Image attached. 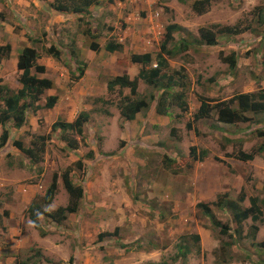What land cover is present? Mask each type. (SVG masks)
<instances>
[{"label": "rangeland", "instance_id": "374dc122", "mask_svg": "<svg viewBox=\"0 0 264 264\" xmlns=\"http://www.w3.org/2000/svg\"><path fill=\"white\" fill-rule=\"evenodd\" d=\"M194 1L154 0L155 7L148 5V10L162 9L164 17L152 18L145 26L142 19L147 10L140 19L133 11L114 13L112 8L122 11L127 0H100L89 17L55 12L52 0H0L1 46L9 45L10 52L34 48L45 72L33 69L31 73L54 84L38 105L43 106L48 96L58 97L52 109L26 110L20 128L12 120L3 129L0 125V136L2 130L7 131V141L0 146V264H228L230 260L264 264V207L258 222L243 223L237 235L240 239L230 248L222 244L232 243L233 238L221 236L196 208L197 202L212 203L224 194L235 200L242 193L243 207L249 206V198H257L258 204L264 198V153L246 163L235 156L238 149L249 153L264 143V136H259L264 132V112L244 113L246 121L240 125L219 124L215 113L210 119H193L201 99L213 105L264 86V23H260L264 0H209L207 12L201 15L192 12ZM45 14L49 26L32 19L35 15L40 20ZM28 16L31 24L24 27ZM169 23L182 27L169 48L181 40L197 43L177 55L173 69L165 70L176 72L178 67L185 75L188 110L172 107L166 117L174 120L167 126L152 123L153 109L126 121L118 112L122 91L116 88L108 93L107 82L125 74L133 78L138 67L129 64L130 55L140 52V46L143 51L153 44L159 47ZM236 24L249 31L217 35V45L212 47L200 41L201 28L217 31ZM111 41L121 44V51L106 52L104 46ZM92 42L98 44L97 52L90 50ZM52 44L60 52L58 60L46 55ZM231 54L236 59L232 70L223 60ZM0 58V86L9 89L20 73L8 62L10 56ZM81 68L84 74L79 77ZM154 90L141 82L138 97L148 98ZM3 108L0 102V111ZM83 111L89 120L81 135L72 130L52 131L55 122L75 119ZM154 132L157 140L148 139ZM225 133L230 141L223 138ZM41 137H45V149L38 155L41 159L31 164L23 150L35 148ZM191 147L198 156L204 152L205 159L188 158ZM168 156L175 165L166 164ZM66 171L73 184L83 189V196L77 210L60 224L40 217V232L32 225L29 205L35 202L46 212L67 206L69 198L61 181ZM54 176L57 191L46 205L36 198L46 194ZM30 185H36L35 190L28 189ZM210 208L222 225L236 229L228 210ZM103 233L109 235L99 238ZM193 235L199 236L198 242L191 239ZM182 236L191 253L176 263Z\"/></svg>", "mask_w": 264, "mask_h": 264}, {"label": "trees", "instance_id": "16d2710c", "mask_svg": "<svg viewBox=\"0 0 264 264\" xmlns=\"http://www.w3.org/2000/svg\"><path fill=\"white\" fill-rule=\"evenodd\" d=\"M98 0H55L51 4V7L60 13H73V14H82L85 13L92 5L97 4ZM210 6L209 0H196L191 5V10L197 15H201L207 12V9ZM260 23H264V18L260 20ZM259 23V24H260ZM180 28L177 25L170 24L165 27V33L163 41L159 46L158 61L160 66L150 68L153 58L150 54H131L129 57V64L140 65L141 69L139 70L138 75L130 79L127 75L115 76L107 82V91L108 93H114L116 88H119L122 93V98L119 100L118 112L119 116L126 121H133L136 118V115L139 113H145L150 110V104L155 100V112L161 116H168L170 109L172 107H179L182 112L188 110V92H187V82L185 80V75L179 71H162V66L165 65V61L161 55H165L169 58H176L181 51L187 50L195 42H184L180 41L173 45L172 48L168 47V44L173 40L174 33ZM246 31H249V27H241L238 24L234 26H225L219 28L217 31L201 28L198 33L200 41L204 42L208 46H213L216 44V36L220 34H226L230 36H237ZM95 38V35H92ZM181 48L180 51L178 49ZM90 50L97 52L99 46L96 42L90 44ZM105 51L108 53H114L121 51L122 45L114 41L107 42L104 46ZM176 48V50H174ZM4 53V54H2ZM10 46H0V56L4 55L9 56ZM46 55L58 60L60 58V52L54 46H50L46 49ZM39 55L36 50L31 47H25L17 60V70L19 71V77L16 81L20 85V89L16 92H11L7 88H2L0 86V99L3 102L4 108L0 111V125L2 129L4 128L6 122L12 120L13 126L15 128H20L25 123V114L26 110L31 109L32 111L52 109L58 100V97L55 95L48 96L45 98V103L43 106L38 105L41 97L44 95L47 90H50L54 87V84L51 80L46 78H39L37 75L31 73L34 69L36 73L43 74L45 72V67L39 65L37 60ZM1 60V58H0ZM224 62L228 64L229 69H233L236 64L235 55L231 54L229 57L223 58ZM149 67V68H148ZM84 74V68L80 69L79 77H82ZM79 77H75L77 80ZM73 78V77H72ZM144 81L147 85L156 89L157 91L160 88H163V92L159 96L151 94L148 98H139L138 97V87L140 82ZM160 83V84H159ZM28 100V103L26 102ZM208 100L201 99L200 107L197 112L193 115L194 121H199L202 119H210L215 113L217 116V121L224 124H235L239 122H245L246 117L244 113H255L259 114L264 112V90H261L259 93H247V94H238L231 99L219 102L216 104H210ZM36 104V106H35ZM236 105L237 108L233 109L231 106ZM34 108V109H33ZM176 117V116H175ZM89 120V114L85 111L80 112L73 122L58 121L52 125V131L61 129L63 131L72 130L76 134L81 135L83 125ZM191 123H187V128L190 129ZM259 136H264V132H259ZM41 140L35 141V148L25 149L24 154L28 157L31 164L37 163L38 155L41 154L45 149V137H41ZM7 141V131L2 130L0 136V146L2 147ZM20 145L17 144V148ZM76 146L72 145V148ZM196 148L192 147L189 149V157L192 161H203L205 153L202 152L201 156H198ZM264 153V143H262L256 150L251 153H245L242 150L237 152L236 159L247 162L254 159L257 154ZM166 164L175 165L173 158H168L164 160ZM61 181L65 191L68 194L69 203L67 206L58 207L54 212H46L42 208L36 207V203L32 202L29 205L28 212L32 214L31 221L33 227L42 231V227L39 224V218L45 217L49 221L60 224L65 221L68 214H72L77 210L78 201L83 196V189L79 186L73 184L71 178L69 177V171H66L61 176ZM57 191V177L54 176L49 188L46 191L44 196H38L36 199H41L45 201L46 205H49L53 198L55 197ZM245 200V196L241 193L239 199H229L226 194L220 196L215 202H197L196 208L203 214L204 217L210 220L211 225L218 229V233L221 236L233 238L232 243H224L222 247L230 248L237 242L240 238L237 239V235L240 236L242 232V225L247 220L252 222H258L260 217L263 215L261 206L264 207V198L257 203V198H249V206L243 207L242 203ZM211 206L216 207L220 210H228L231 213L232 221L236 225V229L231 230L226 226L222 225L221 222L216 218V216L211 211ZM8 216V212L4 213ZM253 231H257V226L253 225L251 227ZM230 233L232 235H230ZM43 234V233H42ZM44 235V234H43ZM108 233H103L99 235V238L108 236ZM191 239L194 242L199 241L198 235L191 236ZM182 243L178 245V251L174 258V261L178 263L181 259H184L191 253V250L187 244L186 236L181 237ZM224 241V240H223ZM127 246H123L125 248ZM128 249V248H125ZM228 262V260H227ZM221 264H226L222 262Z\"/></svg>", "mask_w": 264, "mask_h": 264}, {"label": "clouds", "instance_id": "9594fccd", "mask_svg": "<svg viewBox=\"0 0 264 264\" xmlns=\"http://www.w3.org/2000/svg\"><path fill=\"white\" fill-rule=\"evenodd\" d=\"M53 2L52 3H54V1L55 0H52ZM138 3L137 4H134V3H132L131 2V0H127V2L125 3L126 5L123 7V10H122V12H126L127 14H129V12L131 11H133V12H137V16H138V18L140 19L141 18V15H142V13L144 12V14H145V12H146V10H147V17L149 16V15H151L152 14V16H153V18L155 19V18H158L159 16H161V17H164V13H163V10L162 9H159V8H154V9H150V10H148V5H151V6H154L155 7V2H154V0H152V2H151V4H149L148 3V1L149 0H136ZM151 1V0H150ZM196 1V0H195ZM117 3H119V1H117ZM124 2H121L120 4H123ZM153 3V4H152ZM99 4H100V0H98V3L97 4H94V5H92L90 8H94V7H98L99 6ZM120 4H119V7H120ZM193 4V3H192ZM89 8V9H90ZM112 8V7H111ZM88 9V10H89ZM140 9V10H139ZM54 10V9H53ZM88 10L85 12V14H77V15H81V17H89V16H87V12H88ZM112 10L114 11V13H116V11H118V10H116V8L114 9V8H112ZM55 11V10H54ZM121 11V10H120ZM56 12V11H55ZM142 12V13H141ZM58 13H60V12H58ZM147 17H145L144 19H146ZM170 24H174V25H177V24H175V23H169V24H167V25H170ZM180 29H182V27L181 26H179V25H177ZM165 33V32H164ZM164 37V36H163ZM35 43V42H34ZM33 43V44H34ZM162 43V42H161ZM160 43V44H161ZM200 44V43H199ZM203 44L207 47L208 45H206L204 42H203ZM201 45V44H200ZM217 44H215V45H213V46H216ZM52 46H54V44H52ZM160 46V45H159ZM197 46V43H194L191 47H193V48H195ZM28 47V46H27ZM55 47V46H54ZM191 47H189L187 50H185V51H182L183 53H185L186 51H188ZM210 47H212V46H210ZM25 48V47H24ZM24 48H22V50L24 49ZM32 48V47H31ZM10 50H11V47H10ZM22 50H21V52H22ZM21 52L18 54V56H17V60H18V57H19V55L21 54ZM158 53H159V47H158V51L154 54V55H152L151 53H145V54H150L151 56H152V58H153V62L151 63V65H150V68H154V67H156L157 65L158 66H160V64H159V61H158ZM132 54H137V53H132ZM222 54L220 53V56H221ZM9 56H10V53H9ZM162 56V58L164 59V61H165V65L164 66H162L161 68H162V71H165L166 69H173L174 68V66H172V61H174V60H176V58H174V59H172V58H169V57H167V56H165V55H161ZM225 58V57H224ZM236 60V59H235ZM131 65V64H130ZM133 65V64H132ZM16 67H17V62H16ZM149 68V67H148ZM138 69L140 70L141 69V66L140 67H138ZM176 71H179V68L178 67H176ZM139 73V72H138ZM126 75V74H125ZM138 75V74H137ZM136 75V76H137ZM128 76V75H127ZM129 77V76H128ZM141 82L142 83H145L144 81H142L141 80ZM140 82V83H141ZM146 84V83H145ZM160 84V83H159ZM140 85V84H139ZM149 86V85H148ZM149 87H151V86H149ZM10 89V88H9ZM8 89V90H9ZM19 89H20V87H19ZM18 89H16V90H11L10 89V91H12V92H16ZM163 88H160V90H154V95L155 96H159V95H161V93L163 92ZM261 90H264V86L262 87V88H260L259 90H257V91H255V92H252V93H259ZM238 94H240V93H238ZM237 94V95H238ZM241 94H247V93H241ZM236 96V95H235ZM232 97H234V96H232ZM231 97V98H232ZM230 98V99H231ZM229 100V99H228ZM0 102H2L1 101V99H0ZM187 103H188V99H187ZM155 105H156V101L154 100L151 104H150V109H153L154 111H155ZM250 113V112H249ZM253 114H255V113H253ZM166 117V116H165ZM219 124H224V123H220L219 122ZM235 124H237V125H240V124H242V122H239V123H235ZM239 131L240 130H238V131H236V133H235V135L236 136H239L240 134H239ZM226 141H230V139L229 138H227L226 137V133H225V136L223 137ZM240 139H242V138H238V143H242V140H240ZM244 141V140H243ZM192 148V147H191ZM239 150H242V151H244L245 153H248V152H246V150H244L243 148L242 149H238V151ZM188 152H189V150H188ZM249 153H251V152H249ZM258 155V154H257ZM256 155V156H257ZM178 155L176 154V157H177ZM255 156V157H256ZM188 158H190L189 157V153H188ZM205 159V158H204ZM203 159V160H204ZM238 160V159H237ZM240 161V160H239ZM252 161V160H251ZM197 162V161H196ZM240 162H242V161H240ZM247 162H250V161H247ZM242 163H246V162H242ZM36 186V185H35ZM40 190V189H39ZM45 194H43V196H44ZM4 214V213H3ZM4 216L5 217H7L5 214H4ZM32 222V221H31ZM230 263H228V264H231V260L229 261ZM233 262V261H232ZM164 264V263H163Z\"/></svg>", "mask_w": 264, "mask_h": 264}, {"label": "crops", "instance_id": "0c3cea01", "mask_svg": "<svg viewBox=\"0 0 264 264\" xmlns=\"http://www.w3.org/2000/svg\"><path fill=\"white\" fill-rule=\"evenodd\" d=\"M93 8H90L89 10H88V12L86 13L87 14V16H90L91 15V10H92ZM116 9H117V7H116ZM117 13H120V14H122V13H124V12H122V11H116ZM61 14H67V15H70V16H74V15H77V14H73V13H61ZM83 14H85V13H82V15ZM79 16V15H78ZM31 16H28V18L29 19H25V23H24V27L25 26H29L30 24H31V18H30ZM48 17H49V15L48 14H45V16L43 17V18H41L40 20H37V16H35V15H33V20L36 22V24H41L43 27L44 26H49V24H51V23H48L47 21H48ZM153 18V16H152V14L151 15H149L148 16V18H146V19H142V23H144L145 24V26H147L148 24H149V22H151V21H149V20H151ZM26 23H28L27 25H26ZM151 35V34H150ZM152 37V36H151ZM152 40H153V37H152ZM1 45H3V44H0V46ZM157 45H158V43L155 45V44H153V46H152V48L150 49V50H146V51H143V50H141V46L140 47H138V48H140L139 50H140V52H133V53H137V54H145V53H151L152 55H154L157 51H158V47H157ZM4 46H5V44H4ZM151 46V45H150ZM23 48V47H22ZM22 48H20L19 50H18V52H16V50H15V48H12V51L10 52V59H9V63H11L12 65H16V62H17V56H18V54L21 52V50H22ZM126 48V47H125ZM132 66V68L133 67H135V66H137V67H140V65H131ZM13 68V67H12ZM138 72H139V69L137 70V73H136V75L138 74ZM128 75V74H127ZM136 75L133 77V78H135L136 77ZM129 76V75H128ZM1 77H3V78H5V77H7V79H9V78H11V77H13V75H8V76H3V75H1ZM133 78H131L130 77V79H133ZM17 87H18V84L16 83V81H14V84L12 83L10 86H9V88L11 89V90H16L17 89ZM19 89V88H18ZM51 90V89H50ZM50 90H47V92L48 91H50ZM46 92V93H47ZM145 114L147 115V114H149V112L147 111V112H145ZM151 115V117L153 116V118H152V120H154V122H152V123H158V125H165V126H167L169 123L171 124L172 122H173V120L174 119H170V117H165V116H161V115H158L155 111L152 113V114H150ZM72 117H69V119H71ZM67 119H68V117H67ZM73 119H74V116H73ZM73 119H71V120H68L67 122H73ZM154 125H157V124H154ZM157 125V126H158ZM157 132H154V133H152L150 136H149V138L148 139H151V140H157ZM35 187L36 186H34V187H32L31 185L29 186V187H27L28 189H32V190H35ZM231 264H248V263H246V262H244V263H242V262H240V263H231Z\"/></svg>", "mask_w": 264, "mask_h": 264}]
</instances>
